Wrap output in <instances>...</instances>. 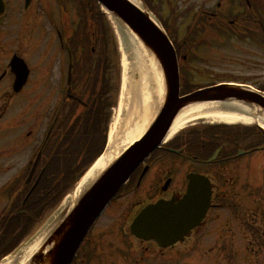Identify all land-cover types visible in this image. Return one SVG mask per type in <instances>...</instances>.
<instances>
[{"label": "flooded vegetation", "instance_id": "af4514ba", "mask_svg": "<svg viewBox=\"0 0 264 264\" xmlns=\"http://www.w3.org/2000/svg\"><path fill=\"white\" fill-rule=\"evenodd\" d=\"M7 43L0 36V47ZM11 53L4 49L0 61ZM10 108L7 95H2L0 178L5 175L7 179L0 180V191L14 187L16 179L7 174L12 170L7 164L9 158L17 154V143L25 128L14 117H7ZM195 132L198 130L189 131L184 139L175 140L157 151L149 163L155 167V174L148 180V186L157 201H177L186 193L189 174L207 178L212 191L211 211L201 227L181 247L165 251L154 241L133 238L125 229L126 247L122 252L106 249L110 243L99 236L93 237L82 249L77 264H87L93 258L106 259L107 264H157L160 258L169 264H202L210 254L216 255L213 264H264V216L263 219L258 216L259 211L264 210V177L262 174L259 178L256 161L246 157L250 155V142L245 139L233 146L231 142L225 143L227 138L221 135L210 139L212 133L208 131H203L199 137H194ZM241 146L245 153L242 158H237L235 151ZM171 150H183L182 157L171 154ZM216 151L222 153L221 157L214 161V165H209L208 157Z\"/></svg>", "mask_w": 264, "mask_h": 264}, {"label": "rangeland", "instance_id": "374dc122", "mask_svg": "<svg viewBox=\"0 0 264 264\" xmlns=\"http://www.w3.org/2000/svg\"><path fill=\"white\" fill-rule=\"evenodd\" d=\"M222 2L224 3V0H156L155 7L159 15L162 16L166 22L170 23L172 26L178 24V28L180 29V36L181 38H184L187 35V32L191 26V22L194 20V17L197 15V12H210L211 10H216L218 4H222ZM73 6L74 5L69 6V10L71 12L64 17V22L67 23L68 26L76 23L75 20L78 15V9L76 6ZM49 7L51 8V13L54 14V18L56 19L55 21H57V23H59V21L61 22L60 17L57 15L59 7L57 6L54 0H49ZM222 11L225 12L226 10L223 8ZM174 13L175 17L173 21L172 15ZM189 14L190 20H187V24L183 25L184 21L188 18L187 16ZM10 19H12V17ZM15 25L20 27L16 29L23 30L24 32L27 28H37L39 33L43 34L45 37V47L40 48V52L35 49L33 53L29 55V62L31 64V67H33V73L37 75L36 82H38L41 76L44 74L43 68H41V66L39 65L40 54L43 53V51H49L48 62L51 63L47 70V72L49 73V77L47 76V81L41 83L42 85H39L40 87L37 86V88L39 87L37 91L42 90L41 86L45 87L47 85L45 89H49V91L47 90L48 97L41 100L40 106H46V104L48 103L45 109L49 110V112L52 113L58 105H56L58 100L54 102L55 99L58 98L56 89L60 87V85L65 79V74L67 70V57L65 55L64 63H59V60H57L60 55V47L56 34L53 32L54 30L50 31L49 28H47L46 26L45 28H41V20L37 17L36 8L33 7L29 12L16 17ZM175 27L177 28L176 25ZM242 35L244 36V34ZM242 35H238L237 38L233 40L234 43H228L227 41L225 42L223 40H218L217 42H215L212 39H208L207 41L211 42V47H209L208 50H205L204 52L200 53V60L198 64L195 65V72L198 73L194 76L196 80L195 82H206L212 81L213 79L220 80L223 78H240L242 81L252 82V84L254 85L264 84V73L261 72V65H264V49L259 42L257 43V40H248L250 41V44L248 45L247 41L242 40ZM41 41V38L38 41L34 40L32 45L35 48H38L42 44ZM230 44L232 46L237 45V47H248L249 50L242 51L243 55L233 60L235 56L229 55L233 54V51H229L228 49ZM226 57L227 59L224 60V58ZM62 89L63 87H61V90L59 91L58 99H60V97L61 99L63 98V92H61ZM124 97L125 98L123 99L125 104L121 105L120 94V97L118 98V105L120 104V107H117L113 111V117L111 122L113 134L118 140H121L122 137L127 136L126 132L131 127H133L136 121L140 120V117L142 115V109L138 110L136 106L137 101L134 100V95H130L129 100L127 99L126 95H124ZM127 106L129 107L127 108ZM139 107H141V105H139ZM43 121L44 122H42V124H44L47 120L43 119ZM9 192L10 191L3 192L0 204L4 203V200L9 195ZM129 206L130 205L128 204L124 207V209H122L123 214L126 215V210L128 208L129 210L127 212L132 210V208ZM106 220L107 216L104 217L101 221L103 224H105Z\"/></svg>", "mask_w": 264, "mask_h": 264}, {"label": "water", "instance_id": "95a60500", "mask_svg": "<svg viewBox=\"0 0 264 264\" xmlns=\"http://www.w3.org/2000/svg\"><path fill=\"white\" fill-rule=\"evenodd\" d=\"M105 8L115 16L118 22L132 33L140 42L142 41L146 49L160 63L165 78L167 80V102L165 111H175L195 102L209 100H229L247 102L262 109L264 113V96L257 93L245 91L236 87H220L207 90L191 96L187 99H179V83L176 60L171 46L164 34L152 23L149 16L126 0H99ZM137 151L134 159L125 165L118 173L113 175L110 182L98 184L81 201L80 206L67 216L53 231H50L43 247L36 253L29 264H69L75 252L83 240L88 229L95 219L102 212L111 196L119 188L121 179L114 183L118 175L128 174L137 161ZM123 175V176H124ZM107 178L105 177L103 181Z\"/></svg>", "mask_w": 264, "mask_h": 264}, {"label": "bare ground", "instance_id": "6f19581e", "mask_svg": "<svg viewBox=\"0 0 264 264\" xmlns=\"http://www.w3.org/2000/svg\"><path fill=\"white\" fill-rule=\"evenodd\" d=\"M131 1H133L135 4L137 3L139 6H142V3L139 4V1L137 0ZM80 9L86 14H91L98 10V5L95 1H85L81 4ZM110 20L113 29L118 34L120 54L122 58L123 78L121 105L125 104L123 99L125 98L124 95H126L128 100L130 95H134V97L136 98H134V100L137 101L136 106L138 110L142 109V115L140 117V120L136 121L133 127H131L126 132L127 136L122 137L121 140L116 139L115 136H113V130L111 131L107 152L95 163V165L84 177L77 188L76 195H78L82 188L86 187L94 178H96L101 173V171H103L115 158H117L127 148H129L132 144L139 140L148 126L152 124L156 113L159 112L164 94L166 92L164 80L166 82L167 80L165 77L163 78V75H161L162 68L155 57L148 52L144 43L142 41L140 42L137 39H134L136 50H133L131 52L128 51V45H126L122 40L121 34L125 32L128 34L130 32L125 29L119 22L116 23V21H113L111 17ZM119 33H121L120 36ZM131 57L133 58L134 64H137L138 77L135 76V70H132V62L130 63ZM48 68L49 67H46V70H48ZM135 77L136 81L134 80ZM139 105H141V107H139ZM235 106L238 105H219V103L216 102H206L186 108L176 118L168 137L169 139L174 137L183 128H185V126L199 120L224 122L228 124L242 123L252 125L254 121L251 118L235 114V112L232 114L230 113V111ZM128 107L129 106H127V108ZM241 111H243V107H241L236 112ZM261 126L264 125H262L261 123ZM40 242L36 239L33 244L29 246L30 248L26 251L25 255L21 259V261L23 260L22 263L25 259L30 258V256L37 249Z\"/></svg>", "mask_w": 264, "mask_h": 264}, {"label": "trees", "instance_id": "16d2710c", "mask_svg": "<svg viewBox=\"0 0 264 264\" xmlns=\"http://www.w3.org/2000/svg\"><path fill=\"white\" fill-rule=\"evenodd\" d=\"M100 19L101 17H98V20ZM109 69H110V61L107 60L104 70H103L105 72V75L109 72ZM117 89H118V86H111L109 81L105 80L104 85L100 88V91L94 92L92 101L96 103L99 109L96 114L97 117L100 111V113H103L105 120L107 119L106 117H108V115L106 111L115 102V97L110 96V94L113 92L116 93ZM89 121L90 123L88 124L89 125L88 127L90 131L87 134V137L83 138V141H82L83 143L80 145L78 150H80V153L82 155L85 154L87 158L91 160L102 151L106 138L104 136V132L102 129L96 131V126L94 122V114L90 116ZM88 147L91 148V154L95 153L94 155L90 154V148Z\"/></svg>", "mask_w": 264, "mask_h": 264}, {"label": "snow or ice", "instance_id": "6c2138e0", "mask_svg": "<svg viewBox=\"0 0 264 264\" xmlns=\"http://www.w3.org/2000/svg\"><path fill=\"white\" fill-rule=\"evenodd\" d=\"M196 195H197V191L194 189L193 194H192L193 198H195Z\"/></svg>", "mask_w": 264, "mask_h": 264}]
</instances>
